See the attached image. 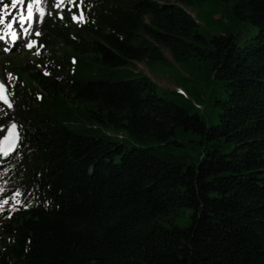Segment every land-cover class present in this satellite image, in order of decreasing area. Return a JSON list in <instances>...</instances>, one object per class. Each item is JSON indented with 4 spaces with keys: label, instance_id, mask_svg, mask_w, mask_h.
Returning a JSON list of instances; mask_svg holds the SVG:
<instances>
[{
    "label": "trees",
    "instance_id": "trees-1",
    "mask_svg": "<svg viewBox=\"0 0 264 264\" xmlns=\"http://www.w3.org/2000/svg\"><path fill=\"white\" fill-rule=\"evenodd\" d=\"M81 5L40 29L50 75L29 53L9 69L0 264H264V0ZM165 51L203 107L134 72ZM181 209L188 226L164 223Z\"/></svg>",
    "mask_w": 264,
    "mask_h": 264
},
{
    "label": "rangeland",
    "instance_id": "rangeland-1",
    "mask_svg": "<svg viewBox=\"0 0 264 264\" xmlns=\"http://www.w3.org/2000/svg\"><path fill=\"white\" fill-rule=\"evenodd\" d=\"M174 1V0H170ZM12 0H0V16L6 17V15L10 14V10L13 9L11 7ZM58 3V0H46V16H49L53 11H57L58 14L61 13L63 7L57 8L55 5ZM8 4V8H4L3 5ZM18 11V6L16 7V11L11 14V16ZM193 13V12H192ZM79 15V14H77ZM72 21L74 23H81L82 20H74L72 18ZM0 27L3 28V23H0ZM201 31L205 33V31H210V27L208 24L203 23V27H200ZM212 31L211 33H213ZM37 29L33 30L30 40L35 41L36 43L33 45L31 49H28L29 51L34 52L37 44ZM2 33L0 32V36ZM2 42H4V37L2 35V39H0ZM0 41V42H1ZM1 42V43H2ZM58 54H60L61 50L58 48H55ZM24 50H27L26 45L22 44L21 46L17 45V47L13 50H9L8 52L0 50V76L2 80L5 83L6 91L8 94V99L11 102L12 101V95H11V86L12 82L14 80V74H11V78L8 77L7 74H9V69L11 67V64L14 62H17L22 58V54ZM32 56V55H31ZM164 56L166 60L169 63L165 65H158V64H148L146 62H140L136 64V70L135 73H141L144 75H147L150 77V79L157 84V90L158 92H161L162 90H174L176 92H181L186 98H188L189 101L193 105L201 106L203 107L202 100L200 97H197V94L202 92V86L200 85V81L194 80L193 78L190 80L186 79V73L183 67L180 65L172 63V57L171 54L168 51H165ZM34 57V56H33ZM29 62L30 67L32 68V71H43V74L45 69H42L41 67H35V64L32 60V57L29 56L28 59H25V63ZM156 66H159V68H155ZM132 72V71H131ZM128 75H132V73H129L128 71H125ZM2 106H5L3 108ZM7 108V109H6ZM8 110L12 111L11 107H8L7 105H0V117L2 116V113L5 111V113H8ZM5 116V115H4ZM7 116V115H6ZM8 117V116H7ZM4 117L5 120L3 123H0V137L4 134L7 125L9 124L8 118ZM177 137L182 138L184 140H188L191 136L186 132H179L177 134ZM4 165V164H3ZM6 165V164H5ZM0 166L2 164L0 163ZM5 167V166H4ZM11 187V183L6 178L3 172H0V201L4 200V192H8L9 188ZM2 196V197H1ZM4 206L3 202H0V209H2ZM166 225H170L172 223L178 225L179 227H186L190 223L189 219V210L181 209L178 211L177 214H174L172 218L168 222H164Z\"/></svg>",
    "mask_w": 264,
    "mask_h": 264
},
{
    "label": "snow or ice",
    "instance_id": "snow-or-ice-1",
    "mask_svg": "<svg viewBox=\"0 0 264 264\" xmlns=\"http://www.w3.org/2000/svg\"><path fill=\"white\" fill-rule=\"evenodd\" d=\"M24 3V0H12L11 2V7L12 8H16L18 5L20 4H23ZM83 3V0H80V3H76V0H67V4L70 6L67 10L70 12V14L72 15V18L74 20H83V13L81 12L80 15H77L75 12L72 11V8L75 7V8H79L80 7V4ZM57 8H60V7H63L64 6V0H58V3L55 5ZM3 7L6 9L9 7L8 4H4ZM28 8V12H27V16H24V15H20L19 16V19L21 22H23L24 20H30L32 18V4H28L27 6ZM63 18V16L61 15V19ZM4 19L5 17L4 16H0V23H3L4 22ZM16 17H13V20H15ZM7 30L9 32H11V35L13 37V39L15 40L16 39V33L14 31H12V24L9 23L7 25ZM25 31H27L25 29ZM36 35H40L39 32L36 33ZM0 39H2V37H0ZM36 42L35 41H31L28 43L27 47L29 48H32L33 45L35 44ZM41 47H43V45H41ZM37 55H39V49H37ZM37 67H40L39 65ZM9 78H11V74H7ZM44 75H50V73H48L47 71L44 72ZM0 100H3L4 103L8 106V107H11L12 104L11 102L9 101L7 95H6V87H5V84L3 82H0ZM13 128L16 127L15 124H13L12 126ZM14 134L12 132H9V135L8 136H4V140L5 141H8L10 139V137H12ZM7 154V153H5ZM16 195H19V192L16 193ZM8 201L7 200H4L3 203H7Z\"/></svg>",
    "mask_w": 264,
    "mask_h": 264
},
{
    "label": "water",
    "instance_id": "water-1",
    "mask_svg": "<svg viewBox=\"0 0 264 264\" xmlns=\"http://www.w3.org/2000/svg\"><path fill=\"white\" fill-rule=\"evenodd\" d=\"M13 124L16 125L15 128H13ZM9 132H12L14 135L12 137H10V139L8 141H5L4 140V136H8L9 135ZM3 137L0 138V156H5L9 153H12L14 152L16 146H17V143L19 141V131H18V127H17V124L16 123H11L6 132H5V135ZM7 153V154H5Z\"/></svg>",
    "mask_w": 264,
    "mask_h": 264
}]
</instances>
